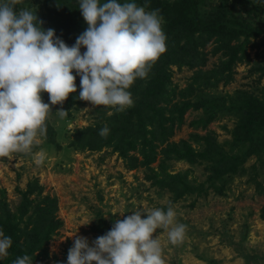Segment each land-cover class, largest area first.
Returning <instances> with one entry per match:
<instances>
[{
    "label": "rangeland",
    "instance_id": "obj_1",
    "mask_svg": "<svg viewBox=\"0 0 264 264\" xmlns=\"http://www.w3.org/2000/svg\"><path fill=\"white\" fill-rule=\"evenodd\" d=\"M166 1V51L130 86L131 107L79 99L76 76V92L51 105L31 151L0 157V229L16 245L0 264L25 254L66 264L77 237L91 245L116 219L169 206L187 228L177 244L165 229L153 234L165 264H264V0H198L215 25L239 28L236 18L258 30L236 35L172 29L179 0ZM15 7L36 12L69 46L88 27L68 0Z\"/></svg>",
    "mask_w": 264,
    "mask_h": 264
},
{
    "label": "clouds",
    "instance_id": "obj_2",
    "mask_svg": "<svg viewBox=\"0 0 264 264\" xmlns=\"http://www.w3.org/2000/svg\"><path fill=\"white\" fill-rule=\"evenodd\" d=\"M16 2L0 0V157L31 151L46 135L51 105L76 92V76L79 99L117 112L131 107L130 86L146 78L166 51L159 9L146 11L135 0H78L88 27L71 46L54 29H45L36 12L17 9ZM44 92L49 102L43 101ZM108 132L105 126L100 135ZM43 159L41 154L36 163ZM176 216L171 206L135 210L116 219L91 245L86 237H77L66 264H165L159 235L153 234L165 229L171 244L181 242L187 226ZM11 245V237L0 229V259L8 256ZM12 264L33 260L25 254Z\"/></svg>",
    "mask_w": 264,
    "mask_h": 264
},
{
    "label": "trees",
    "instance_id": "obj_3",
    "mask_svg": "<svg viewBox=\"0 0 264 264\" xmlns=\"http://www.w3.org/2000/svg\"><path fill=\"white\" fill-rule=\"evenodd\" d=\"M71 2L81 13V10L78 8V0H68ZM146 5L153 9H159V12L167 14L170 5L166 0H146ZM236 24H239V28L229 26L227 24L217 23L215 25L211 20L204 19L200 16L198 10V0H179L175 7V14L171 17L169 21V26L172 29H180L187 33H196L200 31L213 32L214 34H246V33H257L258 30L251 28L246 22L239 21L236 18L233 19ZM261 26H264V22L259 23ZM261 119H264V109L261 108ZM165 134V133H164ZM163 132L158 136V142H162ZM157 137V136H155ZM156 146V145H154ZM14 236V234H13ZM15 242V241H14ZM16 246V245H15ZM14 243L12 242L9 251L15 249Z\"/></svg>",
    "mask_w": 264,
    "mask_h": 264
}]
</instances>
